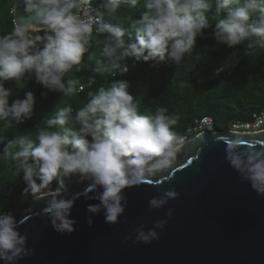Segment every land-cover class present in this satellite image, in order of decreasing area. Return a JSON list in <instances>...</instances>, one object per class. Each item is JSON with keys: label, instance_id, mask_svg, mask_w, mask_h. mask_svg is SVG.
I'll list each match as a JSON object with an SVG mask.
<instances>
[{"label": "clouds", "instance_id": "clouds-1", "mask_svg": "<svg viewBox=\"0 0 264 264\" xmlns=\"http://www.w3.org/2000/svg\"><path fill=\"white\" fill-rule=\"evenodd\" d=\"M140 4L141 0H105L100 6L93 0H24L25 12L42 27L18 23L0 35V121L9 127L18 125L31 118L36 105L31 91L10 105L9 81L24 88L26 76H34L44 88L71 97L95 85L97 75H123L128 71L123 62L130 58L157 64L171 59L180 64L209 29L210 12L218 20L213 30L218 43L264 49V0H143L146 10L140 18H128L131 30L109 22L118 18L122 6L135 9ZM93 45L100 49V58L95 53L87 55L88 61H94L93 75L81 83L70 74L81 70ZM128 89V81L113 79L110 86L90 92L82 107L59 106L45 126L36 128L35 138L21 135L8 140L0 154V160L17 162V175L23 173L27 185L25 193L37 201L51 197L46 212L60 233L74 232L76 223L70 219L75 201L61 195L65 178L77 176L79 182H89L85 195L95 191L90 198L100 203L89 205L88 211L103 210L106 222L116 224L127 207L124 190L167 171L181 151L184 139L174 131L179 117L168 115L165 107L154 114L142 113ZM225 152L231 167L264 197V148H244L235 139ZM178 195L168 190L153 197L149 207L161 209ZM172 213L169 209L167 215ZM19 223L11 214H0V261L4 264H19L35 252L18 230ZM167 223L156 221L147 231L141 227L136 241L158 240L157 229Z\"/></svg>", "mask_w": 264, "mask_h": 264}, {"label": "water", "instance_id": "water-1", "mask_svg": "<svg viewBox=\"0 0 264 264\" xmlns=\"http://www.w3.org/2000/svg\"><path fill=\"white\" fill-rule=\"evenodd\" d=\"M13 16L17 24L42 27L25 12L24 0H14ZM235 139L244 148H264V129H210L190 136L171 168L124 190L127 207L116 224L106 222L103 210L88 211L100 201L90 198L95 191L85 195L89 182L77 176L64 179L61 194L75 201L70 234L52 226L46 212L51 197H32L17 221L35 252L19 264H264V197L226 159L227 144ZM172 189L179 194L176 199L161 209L149 207L153 197ZM159 220L168 223L157 229L158 240L136 241L138 229L147 231Z\"/></svg>", "mask_w": 264, "mask_h": 264}, {"label": "trees", "instance_id": "trees-1", "mask_svg": "<svg viewBox=\"0 0 264 264\" xmlns=\"http://www.w3.org/2000/svg\"><path fill=\"white\" fill-rule=\"evenodd\" d=\"M93 3L100 6L105 0H93ZM142 4L143 0L135 9L122 6L117 13L118 18L109 22L120 23L131 30L128 18H140L146 10ZM13 6L14 0H0V35L15 27ZM207 15L209 29L205 30L204 36L197 38V46L180 64L171 59L157 64L130 58L123 62L128 68L123 75H97L95 85L71 97L44 88L34 76H26L24 88H18L12 81L6 82V87L13 91L10 105L16 99H24L28 91L34 93L36 105L31 118H25L18 125L13 123L9 127L8 122L0 121V154L4 152L8 140L21 135L35 138L36 128L45 126L46 120L59 106L71 103L74 109L82 107L90 92L97 91L102 85L110 86L113 79L129 82L128 90L140 103L142 113L154 114L157 108L165 107L168 115L178 116L174 131L180 137L191 121L204 115L214 119L217 131H226L232 120H245L252 112L263 110L264 49L250 50L246 44L228 47L218 43L213 35L218 20L211 12ZM92 53L100 58V49L93 45L80 70L84 72L81 83H86L93 75L90 68L94 66V61L87 59V55ZM75 71L73 69L72 72ZM219 123H225L226 130L221 129ZM16 168V161L0 160V214H11L17 219L32 195L25 193L27 185L23 173L17 175ZM52 186L56 187L55 182Z\"/></svg>", "mask_w": 264, "mask_h": 264}, {"label": "built area", "instance_id": "built-area-1", "mask_svg": "<svg viewBox=\"0 0 264 264\" xmlns=\"http://www.w3.org/2000/svg\"><path fill=\"white\" fill-rule=\"evenodd\" d=\"M94 4V3H93ZM14 25H17V22L13 20ZM38 30L40 28H37ZM41 35L43 33H40ZM214 130V119L209 115H204L202 117L196 118L189 123L185 132L181 135L184 139H188L190 136L200 133L206 130ZM264 129V110H258L251 113L250 118L241 120L236 119L232 120L229 124V128L227 130L232 131H252V130H260ZM53 187V186H52Z\"/></svg>", "mask_w": 264, "mask_h": 264}, {"label": "rangeland", "instance_id": "rangeland-1", "mask_svg": "<svg viewBox=\"0 0 264 264\" xmlns=\"http://www.w3.org/2000/svg\"><path fill=\"white\" fill-rule=\"evenodd\" d=\"M83 74H84V72H82V71H79V72L75 71L74 73L72 72L70 75H71L73 78H79V79H81L82 76H83ZM263 110H264V109H263ZM219 127H221V129H225V130H226V128H227V127L225 126V123H224V124H223V123H219ZM30 200H31V199H30ZM30 200H29V202H30ZM29 202L27 203V205L25 206V208H23V210L21 211V215H23L24 212L26 211ZM21 215H20V216H21Z\"/></svg>", "mask_w": 264, "mask_h": 264}]
</instances>
